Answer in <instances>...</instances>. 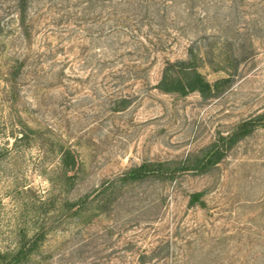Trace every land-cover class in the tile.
I'll list each match as a JSON object with an SVG mask.
<instances>
[{
	"label": "rangeland",
	"instance_id": "374dc122",
	"mask_svg": "<svg viewBox=\"0 0 264 264\" xmlns=\"http://www.w3.org/2000/svg\"><path fill=\"white\" fill-rule=\"evenodd\" d=\"M163 2L144 19L120 0H26L21 22L20 0H0V250L45 231L22 264H264V127L206 173L118 180L143 161L192 166L264 111V0ZM189 47L219 85L157 88Z\"/></svg>",
	"mask_w": 264,
	"mask_h": 264
},
{
	"label": "trees",
	"instance_id": "16d2710c",
	"mask_svg": "<svg viewBox=\"0 0 264 264\" xmlns=\"http://www.w3.org/2000/svg\"><path fill=\"white\" fill-rule=\"evenodd\" d=\"M121 3H128L134 6L138 11L143 10L145 15L142 18L149 16L150 9L154 6H161L165 4L163 0H120ZM172 1V0H170ZM26 0H20L19 9L21 12V22H24L26 12ZM162 4V5H163ZM159 10L158 7H156ZM137 13V12H135ZM138 16L137 14H134ZM135 24L138 22V18H133ZM142 22V20H139ZM121 28H127L123 24H119ZM188 57L185 60L166 61L163 66L161 77L156 87L164 92H177L180 94H187L191 91H198L201 94L209 93L214 87L218 86L222 79L209 83L203 75L199 72L198 64L195 62L197 54L193 47H189ZM16 61L18 59H15ZM23 63L13 67L15 70L9 72L14 77L21 74V67ZM225 79V78H224ZM223 79V80H224ZM227 79V78H226ZM264 127V111L252 115L246 119L240 121L236 127L225 136H219L213 141L210 147L204 152L195 164L192 166L188 164L171 166L169 162L162 161H143L136 167L124 172L118 180L122 183L138 182L145 179H173L179 171L192 170L197 173H206L212 166L217 164L225 156L226 151L235 146L239 141L252 134L257 128ZM26 134L22 132L19 136V140L26 139ZM57 164L55 171L58 172L64 184L73 183L72 179L74 174H70L72 170L76 168L77 158L75 154L69 148H64L62 145L57 150ZM112 184L103 187L102 191H106L111 187ZM100 193V191H98ZM201 191H195L191 193L189 204L193 205L199 203L201 206L204 205ZM88 195L78 198L81 203V208L87 204ZM96 198V197H94ZM45 231L39 227L33 232L31 236H23L19 241L17 248L13 251L0 250V264H22L29 259V257L38 249L41 240H43Z\"/></svg>",
	"mask_w": 264,
	"mask_h": 264
}]
</instances>
